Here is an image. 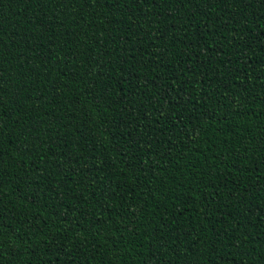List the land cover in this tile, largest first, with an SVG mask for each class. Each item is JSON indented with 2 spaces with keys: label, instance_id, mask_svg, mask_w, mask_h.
<instances>
[{
  "label": "trees",
  "instance_id": "1",
  "mask_svg": "<svg viewBox=\"0 0 264 264\" xmlns=\"http://www.w3.org/2000/svg\"><path fill=\"white\" fill-rule=\"evenodd\" d=\"M0 264H264V0H0Z\"/></svg>",
  "mask_w": 264,
  "mask_h": 264
}]
</instances>
